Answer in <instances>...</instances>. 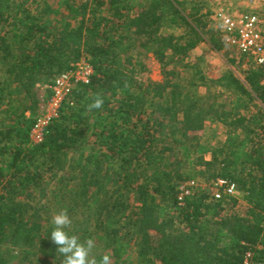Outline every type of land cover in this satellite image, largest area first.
I'll return each mask as SVG.
<instances>
[{
	"label": "trees",
	"instance_id": "obj_1",
	"mask_svg": "<svg viewBox=\"0 0 264 264\" xmlns=\"http://www.w3.org/2000/svg\"><path fill=\"white\" fill-rule=\"evenodd\" d=\"M26 2L0 0L7 73L0 82V244L22 253L40 244L54 254L46 214L66 210L75 229V217L85 215L89 236L115 264L128 241L143 260L160 264H264V70L132 83L122 54L136 38L161 63L184 61L202 34L216 50L223 39L182 0H75L67 6L75 19L64 22ZM165 25L187 27L186 40L161 34ZM82 55L93 66L89 84L73 89L35 143V119L26 114L35 109V85ZM97 99L102 106L91 107ZM207 121L224 124L225 137L193 144ZM199 176L236 184L240 207L228 215L225 198L235 196L216 199L206 190L180 201L179 183Z\"/></svg>",
	"mask_w": 264,
	"mask_h": 264
},
{
	"label": "rangeland",
	"instance_id": "obj_2",
	"mask_svg": "<svg viewBox=\"0 0 264 264\" xmlns=\"http://www.w3.org/2000/svg\"><path fill=\"white\" fill-rule=\"evenodd\" d=\"M72 1L75 0H27L26 5H28L31 9V12L33 11L34 13L45 11L46 17H48L50 21H54L55 19L60 18V22H64L75 19V13L73 15H69V8H67V6L73 4ZM81 1L82 0H77V2L75 3H80ZM182 1H185L184 8L187 13L193 12V9H198V15H204V19L208 23V28L213 29L218 33L220 37H222V31L220 28V23L215 17L216 12L220 10H226L230 13L235 14H239L244 11L264 13V0L257 2H250L248 0ZM110 26L112 27V24ZM116 27L118 26L116 25ZM188 31L189 29L187 27L168 25L162 26L159 30L161 34L180 37L181 41L186 40L185 38H187L188 35L185 34H187ZM202 35L205 40L201 41L196 47L188 50L184 61H181L180 63H178V56H175L174 60L171 58H169L168 60L166 58L165 61L169 62L161 63L153 48H151L150 45L143 44L145 39L141 40L140 38H136V40L132 41V50L128 54H122V67L125 68V70L133 76L134 81L132 83H135L136 81L146 83L149 81L164 82L166 80L186 82L194 78V74L196 71L200 72L206 77L215 78L220 76L226 70L233 69L237 74L243 76L245 70L256 67L250 58L240 55L235 48L227 45L224 41L223 48L221 50H216L210 44L208 36H205L204 34ZM123 41L126 43L128 42L127 39H124ZM84 58V55L80 57V59ZM80 59L76 61H79ZM230 59H233L235 62L229 63ZM74 62V60H70L68 62L70 66L69 70L74 68ZM181 65L185 66L181 67ZM6 77L7 73L0 64V82L4 81ZM55 78L56 76L51 77L48 80L37 83L34 87L36 100L34 105L35 109H33V111L27 112L26 114L28 116H32L35 119V124L40 118L44 119L46 116L50 115L55 107L53 104H50L52 98L50 85L54 82ZM43 95L47 99L46 103H43L40 99ZM41 107L44 112L41 111ZM225 133L226 127L224 124L214 121H207L204 128L202 129V132L199 134L200 136L198 137V139L192 142L193 144H196L197 142L204 140L212 141L214 137L224 138L226 135ZM69 156L71 157V159H74L76 155L75 153H73ZM212 180L213 179L207 180L202 176L197 177L196 181L199 185L196 188L192 189L193 194L202 190H206L207 192L211 193L209 183ZM51 182L52 187H56L58 185L56 181L51 180ZM182 184L183 183L180 182L178 187H180ZM235 198L239 200L238 203L235 202ZM235 198H225L226 200L223 204V206L225 207L224 212L228 215H231L234 211H236V209L240 207L239 203L244 200L243 194L241 192L236 194ZM43 202H45V200ZM133 202L134 204H136L135 201ZM126 214L129 215L127 212ZM46 215L49 217L47 225L49 228L53 229L54 225L52 224V218L53 216H55V214H51L50 216L49 214ZM125 219L126 218L123 217L122 221L124 222ZM171 219H176L175 213L172 214ZM75 221H77V228L75 229L74 224L71 223V225L66 228V231H68L70 235H72L71 232L74 233L75 231H77V238L80 239L81 242L87 241L88 239L93 240L94 248L90 254L91 258H95L97 264H99L101 258L104 255H108L110 258V264H115L113 262V257L110 250L105 251L103 248L96 247L98 246V243L95 242L94 235L90 234L89 236V233H91L92 231V227H90L89 224L91 222L86 219L85 215L80 214L76 216ZM261 222L264 225V216L262 217ZM82 235H84L85 238H81ZM83 239L85 240L83 241ZM126 244L128 245L129 251L119 264H160L155 260H143L138 254V246L136 245V243L128 241L126 242ZM46 248L48 247L44 246L41 248V245L37 244L36 246L30 248V252L22 253L20 252V249L12 242L5 241L0 244V264H63L64 257L57 250V247L56 250H54V254L45 252L47 250Z\"/></svg>",
	"mask_w": 264,
	"mask_h": 264
},
{
	"label": "built area",
	"instance_id": "obj_3",
	"mask_svg": "<svg viewBox=\"0 0 264 264\" xmlns=\"http://www.w3.org/2000/svg\"><path fill=\"white\" fill-rule=\"evenodd\" d=\"M248 1L257 2L261 0ZM215 17L220 23L223 41L235 48L244 57L250 58L256 67L264 70V13L244 11L235 14L220 10L216 12ZM73 67L71 70L68 69L58 74L50 85L52 91L50 104L55 107L50 115L44 119L40 118L34 125L31 139L35 143L43 140L48 124L53 118L59 116V110L64 101L69 99L73 89L79 84H89L93 73V66L90 61L85 58L80 59L74 62ZM40 99L43 103L47 102L44 95ZM40 109L44 112L42 107ZM198 185L196 180L184 182L179 187V200L183 201L187 196L192 195V189ZM209 187L216 199H221L225 194L236 196V194L240 193L236 184L221 178L210 181Z\"/></svg>",
	"mask_w": 264,
	"mask_h": 264
},
{
	"label": "clouds",
	"instance_id": "obj_4",
	"mask_svg": "<svg viewBox=\"0 0 264 264\" xmlns=\"http://www.w3.org/2000/svg\"><path fill=\"white\" fill-rule=\"evenodd\" d=\"M102 101L97 99L91 107L100 108ZM72 223L71 217L66 210H63L53 216L51 230V241L57 245V250L63 255V264H97L95 258L90 254L94 248V242L91 239L81 242L75 235H70L66 228ZM99 264H110L108 255H104Z\"/></svg>",
	"mask_w": 264,
	"mask_h": 264
},
{
	"label": "crops",
	"instance_id": "obj_5",
	"mask_svg": "<svg viewBox=\"0 0 264 264\" xmlns=\"http://www.w3.org/2000/svg\"><path fill=\"white\" fill-rule=\"evenodd\" d=\"M239 53V52H238ZM240 54V53H239ZM241 55V54H240ZM243 56V55H242ZM205 158L207 159V160H210L211 159V155L210 154H207V155H205Z\"/></svg>",
	"mask_w": 264,
	"mask_h": 264
}]
</instances>
